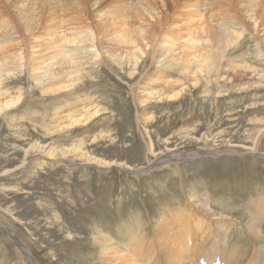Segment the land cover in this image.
<instances>
[{
	"label": "rangeland",
	"instance_id": "374dc122",
	"mask_svg": "<svg viewBox=\"0 0 264 264\" xmlns=\"http://www.w3.org/2000/svg\"><path fill=\"white\" fill-rule=\"evenodd\" d=\"M148 1L150 8L153 5L152 11L167 17L168 22L173 14L182 17L180 5L184 0ZM200 5L207 9L202 11L204 15L209 13L206 22L214 27L215 19L223 17L215 18L212 14L216 9L214 0H202ZM222 5L228 9V4ZM134 6L135 0H0V47L4 49L0 50V93H7V100L21 95L19 104L12 105L7 113H0V222L20 238V245L28 248L34 264H78V257H85L92 264L99 261L100 251L96 247L95 253L89 254L97 230L102 233L104 230L122 246L135 232L138 236L145 233L151 239V228L163 208L182 205L184 208L191 196L209 195L211 203H217L214 208L218 212L229 211L242 226L251 218L246 209L249 198L264 196V156L260 154L264 153V83L251 71L252 68L264 71V7L257 13L259 26L247 23L246 19L248 30L224 58L251 65L250 69L226 72L230 80L224 82L220 77L219 84L217 80L210 84L211 81L200 76L197 89L188 82L189 88L175 102H151L142 116L140 113L137 116L136 98L144 80L156 70L153 60L166 55L162 48L157 47L155 52L150 49L130 77L131 63L117 65L106 56L111 47H120L105 40L113 36L110 32L94 40L101 48L102 56L98 60H90L96 54L93 49H76L75 55L86 61V69L75 89L51 93L56 88L50 85L59 81L37 79L32 67L41 58L49 62L52 52L47 53L46 40L57 37L58 31L67 27L68 17L80 12L78 15L82 17L75 20V26L99 33L98 13L106 9L131 11L128 20L133 15L134 21L135 12L131 10ZM243 14L230 16L239 18L240 22ZM52 22L55 25L50 27ZM202 30L199 28L198 36L211 39L214 47V31L209 35ZM114 37L117 39L116 33ZM34 45L37 60L32 59ZM70 48L71 51L73 47ZM173 72L172 76L180 79V74ZM220 72L222 76L225 73ZM206 86L211 91H206ZM87 98L90 104L84 100ZM80 100L86 102L79 104ZM82 104H98L102 110L83 126L54 127L57 115L76 110ZM151 113L154 117L146 121L144 115ZM199 137L203 139L198 141ZM163 140H169V146L180 151L212 147L218 154L144 169L165 153ZM150 141L161 148L149 150ZM35 143L67 148L82 143L83 152L106 164L83 163L72 156L63 164L32 168L35 155L30 148ZM255 143L257 152H249L248 148ZM261 224L258 247L264 245V219ZM234 231L228 242L234 243ZM235 243L244 249V256L234 255L230 264L237 259L241 260L240 264L252 260V249ZM149 248L156 264L170 263L155 242L150 241ZM18 251L20 248L7 228L5 231L1 226L0 264H16ZM260 262L264 264L263 260Z\"/></svg>",
	"mask_w": 264,
	"mask_h": 264
},
{
	"label": "bare ground",
	"instance_id": "6f19581e",
	"mask_svg": "<svg viewBox=\"0 0 264 264\" xmlns=\"http://www.w3.org/2000/svg\"><path fill=\"white\" fill-rule=\"evenodd\" d=\"M200 1L202 0H184L180 5L183 12L181 11L182 13L180 12L179 15L182 17H178L176 15L177 13L173 14L172 17L170 16L171 21L169 22L167 21L169 19L161 15V13L157 14L155 11H152L151 8L153 5L150 8L148 0H135L134 9H131L135 12V14L133 13L136 16L134 17L135 19L133 18L134 21H132V14L128 20V13H132L131 11H128V13L125 11L123 13L119 10L111 9L108 11L106 9L105 11H108L107 13L104 11L97 14L99 23L97 29L99 33H96L93 28L96 36L93 30H88V32L85 27L75 26V20H80L82 17L79 16V12L67 18V27L63 31L67 29L69 30L68 32L58 31L57 37L59 36V39L55 35L46 40V51L47 53L52 52V57L49 59V62H47L48 59L41 58L39 59L41 61H37L32 67V70L37 73V79L46 78L48 81L58 80L62 82V84L59 82L51 84L50 87L56 88L50 90L51 93L61 90L64 92L71 88L75 89L80 79H82L83 71L86 69V61L83 58L81 59L80 56L79 58L75 55L76 49H93L96 54L93 51L92 55L94 54V56L90 60L96 61L102 55L101 48L99 50L97 47L98 44H96L97 41L95 42L94 40L99 36L102 39L101 37H105L112 32L113 36L111 34L112 37L105 38V40L113 42L112 44H119L118 46L120 47L115 48L109 46V43L106 44L109 48H112L110 51L107 50L110 53L106 52V56L108 60L117 65L131 63L132 71H129L128 74L130 77L135 74L134 72L136 70L134 67L136 68L145 60L142 57L147 58L150 49H153L155 52V49L158 47L166 51V53L164 52L166 55L162 56L163 58L159 55L161 59L157 61L152 59L157 64L155 66L156 70L152 75L148 74L149 76L147 80H144L139 96L136 98L137 116H139V113L141 116L145 114L147 106L151 102L160 104L179 99L183 92L189 88L188 82H191L193 89H197L198 86L196 85L200 76L207 82L211 81L210 84H213L216 80L217 84L220 83V80L228 82L230 79H228L229 75H226V72L237 73L250 69L248 66L251 65L229 62L228 59L224 60V58L233 47L237 46L244 31L248 30L246 19L249 21L247 23H253L254 26H259L257 13L260 7H264V0H214L216 7L210 5L214 9L216 8L212 14H214L215 18L216 16L220 18L219 16L223 15L221 17L222 19H215L217 23L214 22V27L212 24L206 22L207 20L205 18L209 13L204 15L205 12L203 13L202 11H207V9L200 5ZM222 4H228V9H224V5ZM163 7H165V3H163ZM200 8L203 9L200 10ZM209 10L211 11V8ZM232 13L234 15L236 13L238 15L244 13L242 16L243 19L239 22V18L238 20L235 18L236 15L235 17L230 16ZM239 23L241 27L238 28L237 24ZM136 24H138L136 28L133 27L135 28L134 30L131 28L132 32L129 33L128 31L130 30L128 29ZM53 25H55V22L50 27ZM88 26L90 27L89 24ZM82 28H85V30ZM199 28H203L202 33L209 35H212L214 31V47L212 46L211 39H203L198 36L197 31H199ZM238 29H240V32ZM172 31H176L175 34ZM122 32H127V34L124 36ZM114 33H116L117 39H115ZM60 42L61 44H59ZM66 46L68 49H66ZM71 46L73 48L70 51ZM32 48V54L34 56L38 51L34 49L35 45ZM0 50L4 51L3 47H0ZM117 50L118 53L116 55L115 52ZM213 51L214 53H212ZM150 54L152 53L150 52ZM22 58L20 57V59ZM32 59L37 60L35 56ZM220 70L225 72L223 76ZM173 71H176L175 74H180V79L172 76ZM251 71L254 72V76L257 75L264 83V71L262 69H259V72H257L252 68ZM206 91H211V88L206 86ZM219 92L221 91L217 93ZM6 94L0 93L1 114L9 112V108H12V105L19 104L21 96L18 95L7 100L5 99ZM84 100H87V103H89L88 98ZM84 100H80L79 104L84 102ZM83 104L81 107L78 106V108H75L76 110H66L61 115H57L58 117L56 118L58 121L54 127L83 126L91 118L97 116L100 113L99 110H102L101 107H98V104H85L84 106ZM138 108H143V110H139ZM144 116L146 117V121L154 117L152 113L151 115ZM258 138L260 139V136ZM202 139V137H199L198 141ZM170 144L171 142L169 140H163L162 145H164L163 151L165 153L151 161L144 169L167 166L171 162H178L184 159L207 157L209 156L208 154L213 156L218 154L215 152L218 150L212 147L205 149L198 148L190 152H184L178 150L176 147H170ZM159 146V144L156 145L151 141L148 144L149 150L161 148ZM257 149L258 146L255 143L248 148V151L257 152ZM30 150L35 155L31 161L32 168L41 167L45 164H63L69 162L67 158L72 156H76L83 163L91 162L96 165L106 164L101 159L92 157L87 152H83L82 143L74 144L70 148L66 146L58 147L51 143L45 145L35 143ZM260 154L264 156V153L261 152ZM185 203L186 206L184 208L182 207L183 205L181 207L170 208V206H167L168 208H163L160 218L157 222H154L156 224L151 228L153 230L151 239L149 236L146 238L145 233H143V236H138V233L135 232L129 238L128 243L122 246L110 234H105L106 232L104 233V230V234L100 230H97V235L95 234L92 242L90 241L92 246L89 247V254H94L96 247L100 251V257L98 256L100 260L93 262V264H156L153 260L154 256H152L151 248H149L150 241L156 243L157 247L162 251L164 258L170 262L169 264H221L223 261L230 264L229 260L234 255L239 254V256H244V249L238 248L235 242L251 248L252 250L250 251L254 252L252 260H249L245 264H261L260 260L264 261V245L256 246L257 239L262 237L260 226L264 219L263 195L257 196L256 198H249L246 209L250 212L248 214H250L252 219L249 218L250 220L246 224H242V226H240L241 222H238L230 216L229 211L221 210L222 212H218L214 208V205L217 203H211L209 195L203 194L199 198L191 196ZM200 214L202 217H200ZM260 219L261 221L259 222ZM0 224L5 231L7 228V232L15 240L16 246L20 248V251L16 252V257L18 258L16 264H34L28 248L20 245V238L18 236L16 237L14 232L4 223L0 222ZM230 228L232 229L230 230ZM233 229L235 230L233 236L234 243H231L228 242V239ZM127 230L125 229V231ZM239 232L242 233L239 234ZM147 240H149V244ZM151 247H154V245ZM157 260L160 261L159 259ZM240 262L241 260L237 259L233 264H240ZM77 263L92 264L85 257H78ZM163 263L165 264V261Z\"/></svg>",
	"mask_w": 264,
	"mask_h": 264
}]
</instances>
